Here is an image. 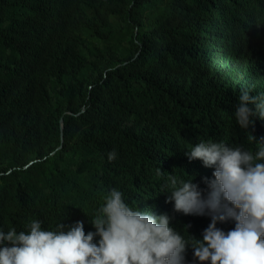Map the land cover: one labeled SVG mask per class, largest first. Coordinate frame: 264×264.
<instances>
[{
  "label": "trees",
  "instance_id": "1",
  "mask_svg": "<svg viewBox=\"0 0 264 264\" xmlns=\"http://www.w3.org/2000/svg\"><path fill=\"white\" fill-rule=\"evenodd\" d=\"M242 90L264 93V0H0V230L95 232L117 189L202 240L211 217L176 212L169 175L206 196L214 168L189 161L195 144L258 150L264 120L235 119Z\"/></svg>",
  "mask_w": 264,
  "mask_h": 264
},
{
  "label": "clouds",
  "instance_id": "2",
  "mask_svg": "<svg viewBox=\"0 0 264 264\" xmlns=\"http://www.w3.org/2000/svg\"><path fill=\"white\" fill-rule=\"evenodd\" d=\"M234 114L241 129L254 125L251 117L264 120V93L242 90ZM248 139L259 145L257 151L209 140L186 153L189 161L214 168L206 196L194 177L169 175L172 191H164L170 193L174 210L187 215L185 220L211 217L202 240L185 239L170 226L166 213L140 211L112 189L90 220L95 232L86 234L83 221L71 226L62 221L54 230H42L39 220L30 222L27 233L0 230V264H183L189 244L200 264H264V138L258 141L249 133ZM115 155L110 152L109 160ZM228 220L235 221L233 229L225 232L216 226Z\"/></svg>",
  "mask_w": 264,
  "mask_h": 264
},
{
  "label": "water",
  "instance_id": "3",
  "mask_svg": "<svg viewBox=\"0 0 264 264\" xmlns=\"http://www.w3.org/2000/svg\"><path fill=\"white\" fill-rule=\"evenodd\" d=\"M61 130H63V120L61 119ZM63 141V138H62Z\"/></svg>",
  "mask_w": 264,
  "mask_h": 264
}]
</instances>
